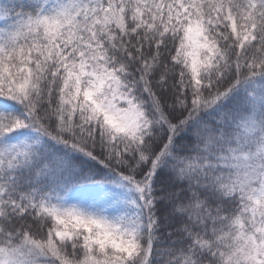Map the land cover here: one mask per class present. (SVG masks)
Returning <instances> with one entry per match:
<instances>
[{
  "label": "snow or ice",
  "instance_id": "obj_1",
  "mask_svg": "<svg viewBox=\"0 0 264 264\" xmlns=\"http://www.w3.org/2000/svg\"><path fill=\"white\" fill-rule=\"evenodd\" d=\"M0 264H264V0H0Z\"/></svg>",
  "mask_w": 264,
  "mask_h": 264
}]
</instances>
